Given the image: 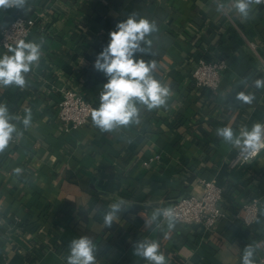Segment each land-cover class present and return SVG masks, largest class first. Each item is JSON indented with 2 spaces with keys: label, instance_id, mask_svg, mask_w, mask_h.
<instances>
[{
  "label": "crops",
  "instance_id": "obj_1",
  "mask_svg": "<svg viewBox=\"0 0 264 264\" xmlns=\"http://www.w3.org/2000/svg\"><path fill=\"white\" fill-rule=\"evenodd\" d=\"M224 3L223 12L216 10ZM231 0H27L24 10L0 9V31L14 17L44 12L46 25L26 39L42 44L26 86L0 87V104L18 117L15 140L0 152V264H67L70 241L89 237L95 264H149L133 255L143 239L159 243L167 264H242L245 246L264 248V151L245 171L229 169L236 146L216 135L235 134L264 118V9L254 5L241 22ZM135 14L157 25L149 55L153 75L169 86L165 106H139L140 122L102 132L87 123L65 129L57 118L60 90H78L96 107L106 77L93 67L118 21ZM8 50L0 49V55ZM197 58L221 59L225 67L216 90L195 88ZM253 94L251 104L237 92ZM31 112L28 127L22 123ZM158 156L157 159L155 157ZM19 168L17 174L14 170ZM200 179L222 188L229 218L210 231L161 218L145 220L177 197L198 193ZM260 197V215L251 226L233 219V208ZM127 208L111 227L103 223L109 205Z\"/></svg>",
  "mask_w": 264,
  "mask_h": 264
},
{
  "label": "clouds",
  "instance_id": "obj_2",
  "mask_svg": "<svg viewBox=\"0 0 264 264\" xmlns=\"http://www.w3.org/2000/svg\"><path fill=\"white\" fill-rule=\"evenodd\" d=\"M27 0H0V9L16 8L24 10ZM264 4V0H231V10L241 22L251 18L254 5ZM224 3H217L216 10L223 12ZM157 25L145 17L137 18L135 14L118 21L115 30L108 33L106 45L96 55L93 67L107 78L100 93V103L91 110V120L102 132H112L120 127L138 124L140 122V107L151 111L165 106L172 94L169 86L161 83L153 75L156 67L154 61L138 58L137 54L149 55L152 39L149 37L157 32ZM8 52L0 55V87L26 86L25 76L33 65L38 64L42 44L23 39L12 45H7ZM256 88H264V79L255 80ZM238 102L251 104L255 99L253 94L239 91L235 95ZM18 119L9 113L5 104H0V152H3L17 133V127L11 121ZM31 122V112L22 120L25 127ZM216 135L224 142L247 149L264 147V124L255 123L251 129L244 127L235 134L231 127H220ZM17 174L19 168L14 170ZM127 208L122 201L109 205V210L103 214V223L111 227L119 214ZM163 218L169 229L175 227L176 215L171 208H156L145 220L148 225H160L157 221ZM159 243L155 240L143 239L133 245V255L141 257L149 264H167L166 258L160 252ZM95 245L87 236H80L70 241L67 264H95ZM255 248L245 246L242 254V264H255L253 259Z\"/></svg>",
  "mask_w": 264,
  "mask_h": 264
},
{
  "label": "built area",
  "instance_id": "obj_3",
  "mask_svg": "<svg viewBox=\"0 0 264 264\" xmlns=\"http://www.w3.org/2000/svg\"><path fill=\"white\" fill-rule=\"evenodd\" d=\"M260 5L264 9V4ZM46 22L44 12L37 17L25 13L17 15L2 27L0 49L8 50L7 45L14 46L21 39L26 41L36 27L44 28ZM224 67L225 62L221 59L207 61L197 58L191 72L194 87L216 90ZM60 92L57 118L61 126L66 129L69 124L73 127L86 124L91 116V110L97 108L94 103L71 87H64ZM262 95H264V88ZM259 123L264 124V118ZM15 137L14 133L12 141L15 140ZM263 151L264 147L247 149L243 146H236L233 155L227 160V165L229 169L245 171L246 167L256 160ZM157 158L158 156L155 157V159ZM199 186L198 193L181 195L162 209H173L176 222L183 225H196L206 232L213 229L221 219L229 218V214L221 206L223 191L219 185L213 180L200 179ZM260 209V197L252 196L248 201L233 208L231 214H233V219H240L243 226H251L259 218ZM257 261L259 264H264V248L258 253Z\"/></svg>",
  "mask_w": 264,
  "mask_h": 264
},
{
  "label": "trees",
  "instance_id": "obj_4",
  "mask_svg": "<svg viewBox=\"0 0 264 264\" xmlns=\"http://www.w3.org/2000/svg\"><path fill=\"white\" fill-rule=\"evenodd\" d=\"M247 167H248V166H247ZM247 167H246V168H247ZM233 170H236V169H233ZM236 171H241V172H242L243 170H242V169H238V170H236Z\"/></svg>",
  "mask_w": 264,
  "mask_h": 264
}]
</instances>
